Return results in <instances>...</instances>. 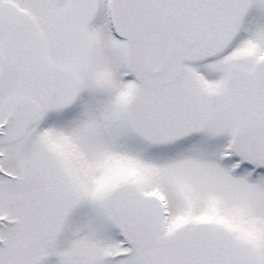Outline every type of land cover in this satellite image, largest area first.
I'll list each match as a JSON object with an SVG mask.
<instances>
[{
	"label": "snow or ice",
	"instance_id": "obj_1",
	"mask_svg": "<svg viewBox=\"0 0 264 264\" xmlns=\"http://www.w3.org/2000/svg\"><path fill=\"white\" fill-rule=\"evenodd\" d=\"M0 264H264V0H0Z\"/></svg>",
	"mask_w": 264,
	"mask_h": 264
}]
</instances>
